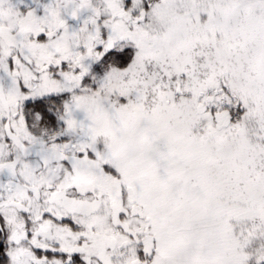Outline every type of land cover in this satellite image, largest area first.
I'll return each instance as SVG.
<instances>
[{"label": "snow or ice", "instance_id": "snow-or-ice-1", "mask_svg": "<svg viewBox=\"0 0 264 264\" xmlns=\"http://www.w3.org/2000/svg\"><path fill=\"white\" fill-rule=\"evenodd\" d=\"M0 264H264V0H0Z\"/></svg>", "mask_w": 264, "mask_h": 264}]
</instances>
